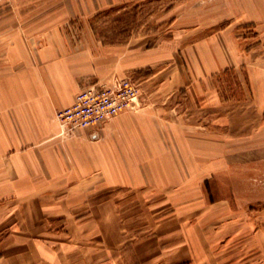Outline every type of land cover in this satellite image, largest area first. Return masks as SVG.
<instances>
[{
  "label": "rangeland",
  "instance_id": "374dc122",
  "mask_svg": "<svg viewBox=\"0 0 264 264\" xmlns=\"http://www.w3.org/2000/svg\"><path fill=\"white\" fill-rule=\"evenodd\" d=\"M0 5L5 7L0 34L21 35L19 50L31 58L23 62L42 70L41 53L49 52L55 64L67 60L70 70L83 74L77 94L90 86L128 82L137 99L125 112L140 113L160 100L169 109L176 106L179 117L165 125L175 132L161 140L162 147L156 132L164 128L156 124L154 131L150 125L154 137L141 141L140 158L133 155L136 141H128L129 163L116 173L117 185L106 187L109 179L101 172L102 187L70 191L78 202L36 205L38 232L17 237L38 244L32 251L35 264H124L127 249L148 239L165 251L161 256L176 243L190 255L170 264H264V145L253 149L205 116L191 123L189 112L185 115L190 90L210 71L205 56L220 68L229 58L225 39L263 37L264 0H0ZM11 46L2 44L0 52L9 55ZM129 50L139 51L150 65L121 73ZM7 61L12 62L10 55ZM244 68L217 72L208 84L223 100L237 102L245 92ZM59 129L60 146L81 131ZM161 164L167 170L159 173ZM87 181L97 184L100 177ZM20 208L5 204L4 212ZM161 260L154 254L148 262Z\"/></svg>",
  "mask_w": 264,
  "mask_h": 264
},
{
  "label": "crops",
  "instance_id": "0c3cea01",
  "mask_svg": "<svg viewBox=\"0 0 264 264\" xmlns=\"http://www.w3.org/2000/svg\"><path fill=\"white\" fill-rule=\"evenodd\" d=\"M4 12L5 7L0 5V23L3 25L0 29L5 27ZM6 42L12 45L8 50L12 62L7 61L9 55L4 50L0 52V264H35L32 251L37 250L38 244L17 237L38 232L36 205L78 202L70 198V191L82 186L102 187L101 172L106 173L105 181L109 179L104 184L106 187L117 185L114 183V180L117 181L116 173L125 170V165L129 163V159L127 162L125 160L129 155L128 141H136L133 143L136 147L133 155L140 158L143 150L141 141L153 140L155 125L160 124L164 128L163 133L159 127L156 132L162 147L164 143L161 140L172 136L174 131L173 127L171 132L166 130L165 125H172L179 117L176 106L169 109L166 101L157 100L140 113L124 112L99 127L81 129L75 137L64 140L65 146H60L57 139L60 129L55 111L74 102L77 80L83 74L70 70L67 60L55 64V57L49 52L41 53L40 59L46 60V63L42 70H38L28 62H23L31 58L19 50L21 35L7 37L5 32L0 34V48ZM225 42L228 60L219 68L213 61L209 62L210 57L205 56L210 71L203 75L205 81L201 79L199 86L194 82L188 94L185 115L188 111V122L191 123H197L199 118L205 116L229 138L246 141L253 149H258L264 145V35L243 40L245 47L241 46V41L232 38L225 39ZM233 45H237L238 50ZM138 53L127 51L126 54L130 56L126 57L125 62H128L129 67L124 63L121 73L135 69L139 71L150 65ZM241 65L245 67L247 78L243 99L225 101L208 84L209 78L230 68L237 70L236 67ZM159 87L157 89L160 92L164 87ZM177 90L174 89V93ZM150 125H153L154 131ZM65 156L70 158V162H65ZM165 170V164L158 165L159 173ZM95 172H98L97 176ZM92 177H100V182L95 184L87 181ZM163 178L164 175L158 178V186L163 184ZM208 182L209 179L205 181L206 184ZM14 203L21 205L19 211L4 212L5 204ZM27 204L31 206H25ZM14 218L16 224L8 223ZM261 234L264 245L263 230ZM157 244L148 239L133 245L131 249L126 248L129 252L122 257L123 263L149 264V258L159 254L163 258L161 264H170L190 256L183 252L185 248L176 243L171 251H167L170 253L165 258L161 256L165 255V251L160 250L161 246ZM20 252L22 256L13 255Z\"/></svg>",
  "mask_w": 264,
  "mask_h": 264
},
{
  "label": "built area",
  "instance_id": "2783aa9c",
  "mask_svg": "<svg viewBox=\"0 0 264 264\" xmlns=\"http://www.w3.org/2000/svg\"><path fill=\"white\" fill-rule=\"evenodd\" d=\"M137 90L131 83L90 86L81 90L74 102L60 110L56 121L63 133L99 127L134 107Z\"/></svg>",
  "mask_w": 264,
  "mask_h": 264
}]
</instances>
